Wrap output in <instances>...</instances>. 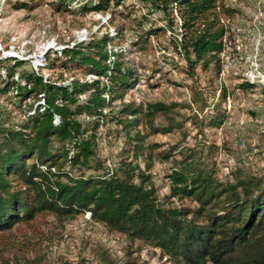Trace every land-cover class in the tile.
<instances>
[{"label": "rangeland", "instance_id": "1", "mask_svg": "<svg viewBox=\"0 0 264 264\" xmlns=\"http://www.w3.org/2000/svg\"><path fill=\"white\" fill-rule=\"evenodd\" d=\"M33 1L0 0V73L14 58L21 63L15 73L36 70L44 79L63 83L94 77L80 69L49 66L46 58L53 63L61 48L117 29L118 37L109 45L130 69L131 84L111 102L110 112L125 103L168 106L153 117L151 126L128 131L142 136L136 159L128 151L132 142L125 130L106 112L103 122L89 131L94 158L114 169L126 148V158L149 175L158 200L171 207L194 205L168 196L173 170L209 174L220 183H264V0H215L211 17L223 30L222 49L216 63L205 66L185 57L174 2L160 10L148 2L110 0L103 12H82L81 6L93 0H63L60 8L55 7L57 0ZM187 57L193 59L190 52ZM29 103L32 99L20 102L0 94V123L21 122ZM77 119L82 125L88 121L83 115ZM63 169L78 172L67 165ZM0 264L182 263L90 219L86 212L56 216L44 211L0 233Z\"/></svg>", "mask_w": 264, "mask_h": 264}, {"label": "trees", "instance_id": "2", "mask_svg": "<svg viewBox=\"0 0 264 264\" xmlns=\"http://www.w3.org/2000/svg\"><path fill=\"white\" fill-rule=\"evenodd\" d=\"M109 1L93 0L80 10L103 12ZM138 1L160 10L174 2L182 32L180 45L188 62L216 63L223 30L211 17L215 0ZM54 4L64 7L63 0ZM117 37V29L112 34H95L61 48L53 63L46 58L49 66L80 69L94 76L84 80L63 83L44 79L36 70L15 73L21 63L14 58L11 65H3L0 94L20 102L32 99V103L21 122L0 123V233L44 211L56 216L88 212L90 219L131 240L151 244L182 264H264V183H220L209 174L173 170L168 175V196L194 205L165 206L149 175L126 158L128 151L134 159L142 152L141 134L128 131L141 124L151 126L153 117L168 106L125 103L110 112L111 102L131 84L130 69L121 65L109 45ZM108 111V118L121 125L128 143L132 142L114 169L93 157L89 132ZM79 115L88 121L82 125ZM86 132L89 135L83 137ZM64 165L78 172L71 174Z\"/></svg>", "mask_w": 264, "mask_h": 264}, {"label": "built area", "instance_id": "3", "mask_svg": "<svg viewBox=\"0 0 264 264\" xmlns=\"http://www.w3.org/2000/svg\"><path fill=\"white\" fill-rule=\"evenodd\" d=\"M80 33H82V31H80ZM88 214V212H86Z\"/></svg>", "mask_w": 264, "mask_h": 264}]
</instances>
